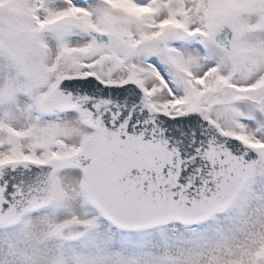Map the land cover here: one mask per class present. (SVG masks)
Instances as JSON below:
<instances>
[{"label": "snow or ice", "instance_id": "obj_1", "mask_svg": "<svg viewBox=\"0 0 264 264\" xmlns=\"http://www.w3.org/2000/svg\"><path fill=\"white\" fill-rule=\"evenodd\" d=\"M0 264H264V0H0Z\"/></svg>", "mask_w": 264, "mask_h": 264}]
</instances>
